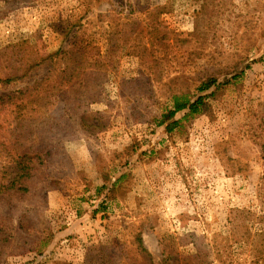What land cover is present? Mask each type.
<instances>
[{
	"label": "rangeland",
	"instance_id": "rangeland-1",
	"mask_svg": "<svg viewBox=\"0 0 264 264\" xmlns=\"http://www.w3.org/2000/svg\"><path fill=\"white\" fill-rule=\"evenodd\" d=\"M15 43L116 63L89 92L52 83L23 129L1 113L6 144L50 155L29 192L0 194V264H264V0H0V49ZM31 74L0 94L48 61ZM210 74L228 82L208 112L157 125Z\"/></svg>",
	"mask_w": 264,
	"mask_h": 264
},
{
	"label": "trees",
	"instance_id": "trees-1",
	"mask_svg": "<svg viewBox=\"0 0 264 264\" xmlns=\"http://www.w3.org/2000/svg\"><path fill=\"white\" fill-rule=\"evenodd\" d=\"M148 33L151 37L150 45L153 46V29H149ZM111 42H113L112 39L110 44ZM7 48H14V51L4 52L0 49V62L12 60L14 56L18 59L12 67H9V63L0 64V83L5 84V86L15 80L31 78V72L45 61H48L51 69V74L40 80H35L31 86H26L4 95L0 94V115L7 109L16 121L15 130L23 129L26 122L30 118L32 119L33 116L37 118L41 116V111L44 109L41 101L50 95V85L52 83H58L60 88H69L70 90L77 83L82 85L84 83L82 76L84 77L89 71L99 75L97 79H100L107 74V69L110 66L114 67L116 63V59L112 55L116 49L113 47H109L107 54L100 53L99 47H93L96 52H90V55L87 56L84 55L87 48H82L79 43H75L70 50H59L47 56L34 52L30 56L25 57L21 55L25 50L21 48V43H15ZM6 57L8 59H5ZM156 63H158L157 60ZM243 73L242 71L234 74L232 79H239ZM70 77H75L76 80L73 83H69L70 80L67 78ZM227 82L228 80L219 81L218 77L210 74L200 82L194 96H189L187 92L181 94L173 93L172 107L162 113L161 120L157 125L166 124L167 131L171 132L180 123V120L175 119L178 112L188 110L187 114L190 115L208 112L210 104L207 98L215 97ZM97 83L99 81H86L83 88L86 92H89L98 86ZM209 91L210 93H208ZM84 118L85 116H82L83 120ZM0 131H2L1 124ZM2 138L3 135L0 133V194L13 197L27 193L39 179V175L42 173L41 169L46 164L50 154L44 151V146H39L38 149L33 144L23 147L21 144L24 143L18 139L16 143L21 145L18 149L15 143L6 144V141ZM46 180L48 179L44 178L41 181ZM144 250L146 251V249Z\"/></svg>",
	"mask_w": 264,
	"mask_h": 264
}]
</instances>
